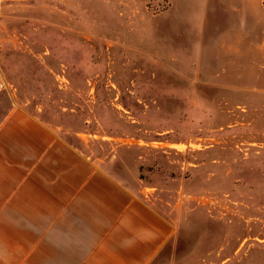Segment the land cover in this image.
Listing matches in <instances>:
<instances>
[{"label":"rangeland","instance_id":"obj_1","mask_svg":"<svg viewBox=\"0 0 264 264\" xmlns=\"http://www.w3.org/2000/svg\"><path fill=\"white\" fill-rule=\"evenodd\" d=\"M13 105L145 189L155 264H264V0H0Z\"/></svg>","mask_w":264,"mask_h":264},{"label":"crops","instance_id":"obj_2","mask_svg":"<svg viewBox=\"0 0 264 264\" xmlns=\"http://www.w3.org/2000/svg\"><path fill=\"white\" fill-rule=\"evenodd\" d=\"M144 190L25 108L0 115V264L157 263L177 227Z\"/></svg>","mask_w":264,"mask_h":264}]
</instances>
